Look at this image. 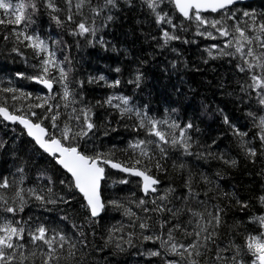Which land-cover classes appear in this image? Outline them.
Segmentation results:
<instances>
[{
  "label": "trees",
  "instance_id": "1",
  "mask_svg": "<svg viewBox=\"0 0 264 264\" xmlns=\"http://www.w3.org/2000/svg\"><path fill=\"white\" fill-rule=\"evenodd\" d=\"M6 2L15 5L21 0H6ZM55 3L61 8L67 7L64 0H55ZM92 3L102 4L103 0H92ZM74 4L75 0H73V12H75ZM133 4L134 7L129 8L124 0H119L118 8L111 11L114 19L107 27H102V21L98 20L96 36L88 37V40L94 41L93 44H89L83 37L69 35L70 27L74 28V24L58 27L50 19L42 4L39 12L33 17L35 23L29 25L27 29L23 24L19 26L7 24L10 13L6 14L0 10V20L5 21L0 24V88L15 87L19 89L15 93L16 96H20L21 92L31 94L30 99L21 97L14 101L11 99L13 94L0 92V106H7L10 112L19 109L15 114L30 116L27 105L37 103L35 99L37 95L49 94L32 80L17 76L18 72L32 76L40 71V57L36 56L33 49L17 43L13 35L14 31L26 30L30 34L39 35L48 43L50 49L55 51L57 60L65 62L62 63V67L72 68L69 74L70 89L81 93L85 97L84 102L93 106L95 113L93 119L97 125L93 140L99 150L113 151L116 161L131 166L132 150L129 148V142L145 138L156 139L146 137L143 129L133 130V125L136 123L135 116L131 119L127 116L121 118L117 110L97 104V101L103 102L110 95H122L129 97L130 104L142 110L147 106L148 115L157 120L169 117L175 119L181 128L191 122L194 127L187 130V135L191 137L192 147L189 149L191 155L185 154L182 149L162 145L167 148L168 156L160 160L162 170L159 172L155 168V161L152 163L150 174L159 180V184L156 185L157 191L150 193L149 196L142 193L139 179L108 169L111 177L103 187L106 210L99 218L93 220L86 210L81 208L82 197L78 193L73 196V193L60 183V179L66 174L55 165L54 161L49 163L50 158L40 153L21 128L17 125L9 126L0 118V141L4 142V148L0 149V179L7 177L9 181L14 178L18 180L20 173L16 169L24 165V181L21 187L25 190L26 203L24 210L18 212L15 219L27 221L33 226L43 223L49 228L56 227L71 237L76 244L75 257L68 255V246L65 245L58 264L176 262L179 257L165 254L158 241H144L141 233L160 234L166 239L167 229L179 223L183 230L175 232V239L187 243L193 237L186 236L184 230L188 233L193 232L197 219L188 209L205 212L206 208L211 211L213 205H219L225 209L222 214L223 222L218 229L219 235L215 238V243L209 244L212 251L205 254L207 260L205 261L204 257L200 258V264H216L212 258L215 256L217 244L223 247L232 241L243 245L246 233L255 232L259 227L258 224L249 223V218L264 215V206L259 203V197L264 195V155L260 154L262 146L257 135L258 128L254 126L252 117L248 115L252 112L259 117L264 115V109L258 105L255 93H252V98L249 99L240 91V84L248 82V76L237 71L238 59L228 56L215 59L209 57L206 49L212 48L211 43H219L221 39L217 38V41L196 36L194 23L183 21L174 10L162 4L161 7L173 17L174 23L178 26L177 34L181 39L172 41L168 47L160 49L157 47L158 39H153L161 35V28L156 25L155 17L146 6H142L141 0H133ZM232 8L240 17L242 28L245 27L243 21L246 19L243 17L244 11L255 13L258 21H264V0L234 5ZM58 15L64 19V13ZM204 15L209 19L220 18L219 15L212 13ZM84 16L91 23V14L87 8L84 9ZM75 19L78 22L81 17L76 16ZM182 21L185 30L179 31ZM227 24L233 25L234 21H227ZM163 28L172 31L166 23L163 24ZM211 31L217 35L215 30ZM5 36H8L7 40L4 39ZM101 39L105 42L103 46L97 42ZM184 40L188 43H183ZM14 47L20 50V55L12 51ZM213 54L216 55L214 48ZM173 61L176 62L175 68L172 67ZM116 67L121 69L120 73L114 71ZM136 68L143 73L139 88L128 82L134 78ZM53 75L57 73L53 72ZM100 75L105 77L107 83L99 80L92 84L88 83L90 77L95 78ZM116 79L121 80L119 87L107 86ZM76 81H82V87ZM60 92V85L54 84L52 94L55 100L51 103L61 104L59 109L61 117L58 123L62 126L67 119L65 113L70 109L63 108L59 98ZM172 109L176 111L172 112ZM33 111L42 112L41 109H33ZM225 118L229 121L228 124L224 122ZM44 126L51 130L49 120H44ZM233 126L247 133L243 140L247 142V146L257 150L256 157H248L242 151L241 137L234 134ZM159 127L169 134L172 133L166 125L161 124ZM175 135L179 136L178 130ZM149 148L159 158L160 154L155 146L149 145ZM231 160H235L236 164L225 163ZM181 164L183 167H180ZM45 170V178H39L41 172ZM47 176L52 177L54 181L52 185H49ZM189 177L192 181L193 198L185 201L183 197L189 195L185 181ZM120 178L130 182L113 184V180ZM204 178H207V182ZM48 187H52L54 198L64 196L70 203L58 201L56 204L41 205L28 196L27 189L30 188H35L37 192L43 190L41 194L47 196ZM168 189L174 191L168 194L166 201L157 200V203H163L173 211L182 209L178 217H173L169 212L143 211V207L152 209L154 205L151 200L164 195ZM13 191L9 189L5 193L9 203L12 202ZM0 192L4 190L0 189ZM224 193H228L229 196H225ZM142 198L148 203L145 206H138ZM237 199L247 202L248 206L241 210L236 204ZM108 200H116L123 207L117 209L107 205ZM124 208L135 215L131 217L125 215ZM61 216H66L67 219L61 220ZM86 216L89 218L86 219ZM141 219L146 220L150 225L149 230L144 231L139 228ZM189 220L192 221L191 224L188 223ZM158 221L167 223L161 228ZM237 222L242 224L237 227ZM73 223L76 225L75 228ZM129 240L131 243L128 242ZM81 241L83 244L80 243ZM117 244L120 248L116 247ZM151 251H159L160 255L151 256L149 255ZM29 260L34 261V264H42L39 253L35 258L29 257ZM53 264L56 262L54 261Z\"/></svg>",
  "mask_w": 264,
  "mask_h": 264
},
{
  "label": "snow or ice",
  "instance_id": "2",
  "mask_svg": "<svg viewBox=\"0 0 264 264\" xmlns=\"http://www.w3.org/2000/svg\"><path fill=\"white\" fill-rule=\"evenodd\" d=\"M238 2L239 0H141L142 6L147 7L151 15L155 17L156 25L161 28L159 38L153 37L154 40L158 39L157 47L160 49L168 47L172 41L181 39L180 35L177 34L178 26L174 23L173 17L161 7L162 4H166L170 10L178 13L183 21H187L189 24L194 23L196 25V36L216 39L213 31H211L215 30L220 37L227 38L223 48L215 49L216 55L213 54L215 46L206 49L209 57L215 59L228 56L232 59H238L237 71L242 74L246 73L248 76V82L240 84V91L249 99L252 98L251 94L255 93L258 105L261 109H264V21H258L255 13L244 11L243 17L246 19L243 22L245 27H240L241 19L232 8ZM124 3L129 8L134 7L133 0H124ZM40 4L47 10L50 19L58 27H64L65 24L69 26L74 24V28L70 27L69 35L83 37L88 40L89 36H96L98 20L102 21V27H107L108 23L113 21L114 17L111 11L118 8L119 0H103L102 4H93L92 0H75V12H73V0H64V4L67 6L66 9L59 7L55 0H27V2L21 0L15 5L6 2V0H0V10H3L6 14L10 13L7 24L17 26L23 24L27 29L29 25L35 23L33 17L39 12ZM85 8L91 14V23L84 16ZM59 13H64V19H61ZM205 13L217 14L220 18L209 19L204 15ZM76 16L81 17L78 22L75 19ZM183 21L179 31L185 30ZM227 21H234V24L228 25ZM3 23L5 21L0 20V24ZM165 23L172 29L171 32L163 28ZM13 35L16 37L17 43L33 49L36 56L40 57V71L37 75L25 76V74L18 72L17 76L42 84L44 88L49 90V94L47 96L37 95L35 99L38 102L27 105L30 116L15 114V112H19V109L10 112L7 106H0V117L3 121L14 124L19 123L26 130L31 141H34L40 153L46 154L50 158L49 163L54 161L59 169H63V173L67 175L60 179V183L70 193H73V196L75 193H79L82 197L81 208L86 210L90 218L94 220V218L100 216L101 212L106 210L103 187L111 177L108 169L139 177L142 181L141 190L145 196H149L150 193L157 191L156 185L159 184V180L150 174L152 163L155 161V168L159 172L162 170L160 160L166 159L168 156L167 148L162 145H169L173 149H182L185 154L191 155L189 151L192 147L191 137L187 135V130L194 127L191 122L181 128L175 119L166 117L163 120H157L155 117L148 115L147 106L142 110L131 105L130 98L122 95H110L103 102L97 101V104L107 105L117 110L121 118L127 116L131 119L135 116L136 123L133 125V130L143 129L146 137H155L156 139L145 138L129 142V148L132 150L131 166L116 161L113 151L104 152L99 150L93 140L97 127L93 119L95 114L93 106L84 102L85 97L81 93L70 89L69 74L72 72V68L65 69L62 67L63 62L57 60L55 51L51 50L48 43L41 39L39 35L30 34L26 30L14 31ZM4 39L7 40L8 36H5ZM97 42L101 46L105 43L102 39ZM88 43L93 44L94 41L88 40ZM183 43H188V41L184 40ZM172 50L176 51V49ZM12 51L16 52L17 55L21 54L16 47ZM65 59L67 60V57ZM172 67H176L175 61L172 62ZM114 71L120 73L121 69L116 67ZM53 72L57 75H53ZM97 80L107 83L103 75L95 78L90 77L88 83L92 84ZM142 80L143 73L139 68H136L134 78L128 82L139 88ZM76 83L80 87L83 85L82 81H76ZM9 84L11 85V81H9ZM54 84L60 85L59 98L63 108L70 109L65 113L67 119L62 126L58 123L61 117L59 111L61 104L51 103L55 100V96L52 94ZM120 84L121 80L116 79L107 86L116 88ZM17 91L19 89L12 86L0 88V92L13 94L11 99L14 101L19 100L21 97L31 98V94L25 92H21L20 96H16ZM114 101H118V103H114ZM13 107L15 108V105ZM33 109H41L42 112L38 113ZM175 111L176 109H172V112ZM248 115L252 117L254 126L258 128L257 135L262 146L260 154L264 155V115L257 117V114L252 112H249ZM32 117L35 119H32ZM44 120L50 121L51 130L44 126ZM224 122L229 123L227 118ZM161 124L171 129L172 133L169 134L162 130L159 127ZM177 130L179 131L178 137L175 135ZM233 132L241 137L240 146L245 155L256 157L257 150L247 146V142L243 140L247 133L237 130L234 126ZM169 135H171V139H169ZM149 145H154L155 149L159 151V158L153 154ZM2 148H4V142L0 141V149ZM225 163L235 165L236 161H225ZM180 167H183V165L181 164ZM16 171L20 173L18 180L14 178L9 181L7 177L0 179V189L4 190V192H0V264H34V261H30L29 257L35 258L38 253L42 257V264H53L54 261L58 264L65 245L68 246V255L75 257L76 244L61 229L49 228L43 223L33 226L27 221L15 219L17 213L24 210L26 203L25 190L21 187L24 181V165L17 167ZM45 173L46 170L41 172L39 178H45ZM47 179L49 185L54 183L51 176H47ZM204 179L207 182V178ZM129 182L125 178L113 180V184H128ZM191 183V177H189L185 181V186L189 190V195L183 197L185 201L193 198ZM9 189L14 190L11 203H9V198L5 194ZM173 191L174 189H168L164 195L154 197L151 200L154 207L152 209L143 207V211L169 212L173 217H178L182 209L173 211L163 203H157V200L166 201L168 194ZM41 192H37L35 188L27 189L28 196L34 198L41 205L56 204L58 201L66 204L70 203L64 196L54 198L52 187L47 188L49 194L47 196L41 194ZM224 195L229 196L228 193H224ZM147 203L148 201L142 198L139 200L138 206H145ZM259 203L264 206V195L259 197ZM236 204L240 206L241 210L248 206L247 202L239 199L236 200ZM107 205L117 209L123 207L116 200H108ZM212 209L209 211L206 208L205 212L188 209L191 215L197 217V219L193 232L188 233L184 230L186 236L193 237L187 243L175 239V232L183 230L179 223L167 229L166 239H163L160 234L145 235L143 232L141 233L142 238L144 241H158L165 254L180 258L176 262L166 261V264H181V261L183 264H200V258L204 257L206 261L205 254L212 251L209 244L216 242L215 238L219 235L218 229L223 222L222 214L225 209L219 205H213ZM124 214L129 217L135 215L127 208H124ZM88 218L86 216V219ZM60 219L66 220L67 217L61 216ZM158 223L161 228H164L167 222L158 221ZM188 223L191 224L192 221L189 220ZM249 223L258 224L259 227L255 232L246 233L243 245L235 244L232 241H229L228 245L223 247L217 244L215 256L212 258L216 264H264V215L250 217ZM240 224L242 222H237V227ZM73 227H76L74 223ZM139 228L147 231L150 225L146 220L141 219ZM80 234L82 235V233ZM26 235L27 240H25ZM128 242L131 243V240ZM80 243L83 244V241ZM116 247L120 248V245L117 244ZM224 253L228 254L224 255ZM149 255L159 256L160 252L151 251Z\"/></svg>",
  "mask_w": 264,
  "mask_h": 264
},
{
  "label": "water",
  "instance_id": "3",
  "mask_svg": "<svg viewBox=\"0 0 264 264\" xmlns=\"http://www.w3.org/2000/svg\"><path fill=\"white\" fill-rule=\"evenodd\" d=\"M252 1H257V0H239V2L238 3H236L235 5H241V4H245V3H248V2H252ZM234 6V5H233ZM178 14V13H177ZM179 15V14H178ZM182 18V17H181ZM183 19V18H182ZM35 83V82H34ZM35 84H37V83H35ZM38 86H40L42 89H44L45 91H47L48 93H49V90L48 89H46V88H44L43 87V85L42 84H37ZM1 118V120H2V122H4L5 124H7V125H9V126H15V125H17L19 128H21L23 131H24V133H25V135H26V137L31 141V138L30 137H28L27 136V133H26V130L19 124V123H11V122H8V121H3V119H2V117H0ZM33 143H34V141H32ZM34 145H35V143H34ZM37 147V146H36ZM38 148V147H37ZM46 155V154H45ZM59 167V166H58ZM62 171H63V169H61ZM115 171H117V170H115ZM117 172H119V171H117ZM120 173V172H119ZM66 174V173H65ZM124 175H126V176H130V175H128V174H126V173H123ZM67 175V174H66ZM130 177H133V178H137V179H139L140 181H141V179L139 178V177H134V176H130ZM141 185H142V181H141ZM142 193H143V191H142ZM79 194V193H78ZM144 194V193H143ZM145 195V194H144ZM101 214H102V212H101ZM101 214H100V216H101ZM100 216H98V217H96V218H94V219H97V218H99Z\"/></svg>",
  "mask_w": 264,
  "mask_h": 264
},
{
  "label": "rangeland",
  "instance_id": "4",
  "mask_svg": "<svg viewBox=\"0 0 264 264\" xmlns=\"http://www.w3.org/2000/svg\"><path fill=\"white\" fill-rule=\"evenodd\" d=\"M213 34H214V33H213ZM249 34L251 35V33H249ZM214 36H216V40H217V38L221 39V40L219 41V43H221V44H219V43H216V44H215V43H211L212 48H213V46H215L214 49L221 48L222 45H224V43H225V41H226L227 38H222V37H220L218 33H217V35L214 34ZM217 41H218V40H217ZM61 62H63V61H61ZM63 63L65 64V62H63Z\"/></svg>",
  "mask_w": 264,
  "mask_h": 264
}]
</instances>
